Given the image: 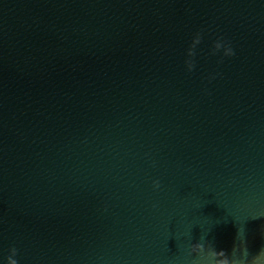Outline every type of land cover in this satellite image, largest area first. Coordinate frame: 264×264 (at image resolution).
Returning <instances> with one entry per match:
<instances>
[{
    "label": "water",
    "instance_id": "1",
    "mask_svg": "<svg viewBox=\"0 0 264 264\" xmlns=\"http://www.w3.org/2000/svg\"><path fill=\"white\" fill-rule=\"evenodd\" d=\"M239 229L264 247V0H0V264H194Z\"/></svg>",
    "mask_w": 264,
    "mask_h": 264
},
{
    "label": "clouds",
    "instance_id": "2",
    "mask_svg": "<svg viewBox=\"0 0 264 264\" xmlns=\"http://www.w3.org/2000/svg\"><path fill=\"white\" fill-rule=\"evenodd\" d=\"M200 42V35L197 34L193 40L192 47L189 48L188 55L194 56L195 45ZM223 48L224 55H234V51L230 46H225L222 40H217L214 45L215 50ZM188 69L192 70L194 62L192 60L186 61ZM154 187H159V181H154ZM237 238L239 243L233 246L231 253L226 252L223 249L217 250L211 244L207 247L203 242H196L191 244L190 252L196 253L199 259L194 264H264V247L260 248L256 252L249 250L247 246L246 236L241 235L240 229L238 230ZM242 246V247H241ZM11 254L7 257L8 264H18L15 259L16 248L10 249Z\"/></svg>",
    "mask_w": 264,
    "mask_h": 264
}]
</instances>
